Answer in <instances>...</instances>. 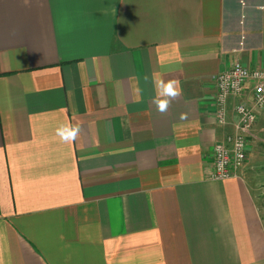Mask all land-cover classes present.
Returning a JSON list of instances; mask_svg holds the SVG:
<instances>
[{
  "label": "crops",
  "instance_id": "crops-1",
  "mask_svg": "<svg viewBox=\"0 0 264 264\" xmlns=\"http://www.w3.org/2000/svg\"><path fill=\"white\" fill-rule=\"evenodd\" d=\"M235 61L264 0H0V264H264V107L210 178Z\"/></svg>",
  "mask_w": 264,
  "mask_h": 264
},
{
  "label": "built area",
  "instance_id": "built-area-1",
  "mask_svg": "<svg viewBox=\"0 0 264 264\" xmlns=\"http://www.w3.org/2000/svg\"><path fill=\"white\" fill-rule=\"evenodd\" d=\"M251 85L248 102L234 106L237 121L234 133L226 137V144L216 143L213 147V167L210 178L225 180L239 176L246 160L247 136L256 121V109L264 107V69L249 68L238 61L215 78V119L226 123L227 100L230 96L244 95L246 85Z\"/></svg>",
  "mask_w": 264,
  "mask_h": 264
}]
</instances>
